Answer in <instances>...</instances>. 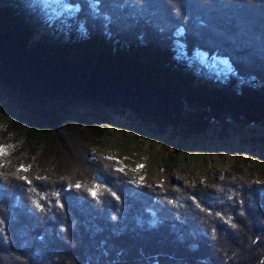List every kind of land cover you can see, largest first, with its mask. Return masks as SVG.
<instances>
[{
  "label": "trees",
  "instance_id": "16d2710c",
  "mask_svg": "<svg viewBox=\"0 0 264 264\" xmlns=\"http://www.w3.org/2000/svg\"><path fill=\"white\" fill-rule=\"evenodd\" d=\"M59 1L73 13L50 34L49 17L25 0H0V28L58 64L163 86L184 102L183 115L135 113L163 136H201L213 122L264 127V0ZM219 63L228 70L213 81ZM4 78L0 64L9 125L0 147L17 135L0 155V264H264V182L239 169L212 186L140 185L120 161L89 152L109 134L73 111L82 101ZM27 156L38 162L22 164Z\"/></svg>",
  "mask_w": 264,
  "mask_h": 264
},
{
  "label": "rangeland",
  "instance_id": "374dc122",
  "mask_svg": "<svg viewBox=\"0 0 264 264\" xmlns=\"http://www.w3.org/2000/svg\"><path fill=\"white\" fill-rule=\"evenodd\" d=\"M25 1L28 2L29 12L36 13L38 19L41 16L49 17L51 22L44 19V23H49V27L44 25L49 34L50 28H59L58 23L63 13L68 11L59 0L47 4L46 7L41 0ZM94 5L97 7L98 4ZM197 64L205 71L208 70L204 58H199ZM219 65L221 69L212 72L213 81L217 80L216 76L222 73L221 70L227 69L223 63ZM199 67L195 68L194 75H197ZM224 78L225 75L222 74L221 79ZM120 109L114 111L84 101L73 107L77 115L84 116L109 134L100 146L91 148L89 152H98L107 158L120 161L140 178V185L171 186L183 181L190 185L212 186L215 181L223 179L226 173H236L239 169L258 183L264 182V127L224 126L213 122L201 136L182 139L171 130L163 136L157 133L155 127L144 124L134 112ZM185 111L186 106L183 114ZM6 126H9L7 119H1L0 128L4 129ZM16 137L17 135L12 134L11 140L7 142L8 146L13 145ZM8 146H4L6 152ZM170 157L174 159L170 161ZM29 158H21V163L27 164V161H31L34 166L38 162L37 157ZM4 170L5 167L0 168V171Z\"/></svg>",
  "mask_w": 264,
  "mask_h": 264
},
{
  "label": "water",
  "instance_id": "95a60500",
  "mask_svg": "<svg viewBox=\"0 0 264 264\" xmlns=\"http://www.w3.org/2000/svg\"><path fill=\"white\" fill-rule=\"evenodd\" d=\"M0 64L5 84L19 90H43L60 100L93 101L141 116L172 118L183 114L184 102L159 84L138 81L116 70L94 72L58 64L19 46L1 28ZM97 179L104 181L99 174Z\"/></svg>",
  "mask_w": 264,
  "mask_h": 264
},
{
  "label": "snow or ice",
  "instance_id": "6c2138e0",
  "mask_svg": "<svg viewBox=\"0 0 264 264\" xmlns=\"http://www.w3.org/2000/svg\"><path fill=\"white\" fill-rule=\"evenodd\" d=\"M5 154H6V149H5L4 147H0V155H5ZM141 167H143V166L141 165ZM20 170H21V171H27L28 168H27L26 166L21 165ZM121 171H122V169H121ZM25 179H27V178H25ZM29 182H30V181H29ZM76 187H80V185L77 184ZM95 194H96V193L93 192V195H95Z\"/></svg>",
  "mask_w": 264,
  "mask_h": 264
},
{
  "label": "built area",
  "instance_id": "2783aa9c",
  "mask_svg": "<svg viewBox=\"0 0 264 264\" xmlns=\"http://www.w3.org/2000/svg\"><path fill=\"white\" fill-rule=\"evenodd\" d=\"M71 13H73V12L68 10V11H65L63 14H64V16H65V15H69V14H71Z\"/></svg>",
  "mask_w": 264,
  "mask_h": 264
}]
</instances>
